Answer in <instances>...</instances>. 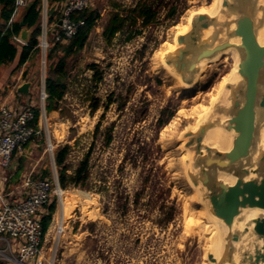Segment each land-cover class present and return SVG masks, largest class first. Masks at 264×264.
Listing matches in <instances>:
<instances>
[{
    "label": "rangeland",
    "instance_id": "obj_1",
    "mask_svg": "<svg viewBox=\"0 0 264 264\" xmlns=\"http://www.w3.org/2000/svg\"><path fill=\"white\" fill-rule=\"evenodd\" d=\"M211 2L95 0L92 9L100 14L98 26L71 64L67 92L59 103L62 111L39 117L29 142L33 146H28L30 160L12 178L17 184L25 169H34L37 177L57 181L47 145L53 146L54 155L67 144L66 164L73 171L93 143L87 186H68L60 189L64 191L61 196L51 199L55 203L51 220L54 224L62 221L64 232L52 241L50 228V241L43 248L56 252V264L211 263L207 251L213 228L187 177L182 134L195 125L219 92L234 60L231 54L219 56L205 64L183 89L159 76L164 52L174 35L191 13L206 9ZM138 3L151 7L153 22L143 26L131 18L106 43L102 32L109 18L126 16ZM45 58L37 50L23 66L24 80L34 84L31 97L35 106L42 103ZM90 64L99 68L102 80L97 84L92 82ZM30 74L31 81H27ZM94 100H98V109L91 112ZM165 109L172 117L158 128ZM107 130L112 140L105 145Z\"/></svg>",
    "mask_w": 264,
    "mask_h": 264
},
{
    "label": "water",
    "instance_id": "obj_2",
    "mask_svg": "<svg viewBox=\"0 0 264 264\" xmlns=\"http://www.w3.org/2000/svg\"><path fill=\"white\" fill-rule=\"evenodd\" d=\"M19 26L18 40L25 45L32 29L23 26V19ZM263 26L264 0H220L217 15L193 16L187 32L174 36L176 48L163 55L171 72L191 85L202 61L228 50L236 54L237 80L223 86L226 104L212 106L224 120H208L182 134L183 148L193 154L188 180L198 187L207 213L225 232L218 262L208 254L213 264H264V44L258 35ZM30 85L22 84L17 92L26 95ZM214 127L229 135L228 150L202 143Z\"/></svg>",
    "mask_w": 264,
    "mask_h": 264
},
{
    "label": "built area",
    "instance_id": "obj_3",
    "mask_svg": "<svg viewBox=\"0 0 264 264\" xmlns=\"http://www.w3.org/2000/svg\"><path fill=\"white\" fill-rule=\"evenodd\" d=\"M32 0H14L8 26L15 22L21 10ZM95 0H63L48 3L41 0L37 7L40 15V35L37 46L46 54L53 43L67 44L75 36L83 22H73L71 15L93 7ZM54 12L51 23L49 13ZM60 22V25L58 23ZM51 37V39H49ZM13 39L18 40L15 36ZM52 40V41H51ZM47 95L40 92L43 103ZM34 101L27 96L23 105L14 108L5 102L0 104V167L8 169L13 157L23 154L25 146L36 134L30 125L34 118ZM46 152L53 153V146L47 145ZM60 190L58 182L37 177L34 169L28 170L21 177V182L12 191L0 194V264H56V252L44 250L43 246L53 233L55 240L64 232L63 223H51L42 235L41 217L51 204L53 195Z\"/></svg>",
    "mask_w": 264,
    "mask_h": 264
},
{
    "label": "trees",
    "instance_id": "obj_4",
    "mask_svg": "<svg viewBox=\"0 0 264 264\" xmlns=\"http://www.w3.org/2000/svg\"><path fill=\"white\" fill-rule=\"evenodd\" d=\"M49 4L53 2H62L63 0H47ZM14 0H0V4L6 11V19L9 20L13 10ZM41 4V0H32V2L25 8L23 14V26L27 29H32V34L28 43L24 46L21 45V51L18 61V67L23 65L26 60L32 55L34 49L37 46V37L40 35V15L37 7ZM174 10L169 12L172 15ZM54 12L49 13L48 22L52 21ZM100 14L97 10L89 8L83 11L74 12L71 15L73 22H83V25L77 29L75 36H73L67 44L53 43L46 52V77L44 81V91L47 95L45 99V111L50 113L57 111L61 113L59 103L67 92V81L71 75L72 62L74 58L85 47L90 33L97 28V22ZM155 14L151 11V7L145 3H138L136 7L129 12L126 16L120 14H113L107 23L103 27L102 36L106 43L111 42L114 36L123 31L127 21L133 18L140 20L143 26H147L153 22ZM21 27L18 22H14L5 28L3 32H0V64L4 65L12 62L16 55V44L14 45L13 37L17 36ZM51 39V37L49 38ZM52 41V40H51ZM88 68L93 72L92 82L97 84L102 80L99 68L96 64H90ZM110 102V99H109ZM108 102V103H109ZM106 104L103 109H107ZM98 109V100H94L91 106V112H96ZM166 119H163L165 114ZM38 110L34 109V118L30 125L36 128L38 121ZM103 115L101 116V118ZM172 117L171 112L167 109L161 111L160 118L157 121V126H164L168 120ZM100 118V119H101ZM100 127V121L96 123L93 131V137L95 138ZM37 129V128H36ZM112 140L110 131L107 130L105 134V145L109 144ZM93 143L90 145L87 154L78 163L77 167L71 171L69 165L66 164L67 157L69 155L70 147L66 144L60 147L54 154V163L57 169V181L60 189L64 190L68 186L85 188L90 179V164L89 154L91 153ZM18 170V173L21 171ZM18 173L16 174L18 176ZM16 176V177H17ZM13 184V182H11ZM14 185V184H13ZM55 210V203L50 204L46 208L45 214L41 217V231L42 235L46 233V230L51 222V216Z\"/></svg>",
    "mask_w": 264,
    "mask_h": 264
},
{
    "label": "bare ground",
    "instance_id": "obj_5",
    "mask_svg": "<svg viewBox=\"0 0 264 264\" xmlns=\"http://www.w3.org/2000/svg\"><path fill=\"white\" fill-rule=\"evenodd\" d=\"M219 6H220V0H212L211 4L206 9L191 13L188 17L186 24L182 28V30L177 32L174 36L181 35V34H184L185 32H187L191 18L197 14H207L209 16L217 15L218 10H219ZM222 19H223L222 17H219V20H222ZM207 33H208V31H206L205 34H207ZM258 35H259V39H260L261 44H264V26L259 30ZM174 48H176V44L174 43V38H173L171 44L169 45V48L166 49L165 52L164 51L163 52L164 53L170 52ZM224 54H231V56L234 60V65L232 66V69L226 75V77L223 79L222 86H221L219 92L216 94V96L214 98H212L210 100L208 106L198 116L197 121L195 122V125L191 129H186L185 131L183 130L184 133L194 132L199 124L206 122L208 120H224L222 116L217 115L212 111V106L214 104H218L220 106L226 104V94L227 93L224 90L223 86H224V84L233 83L237 80L236 54L233 50H228V51H225L222 54L218 55L214 59L202 61L199 65V70H200L205 64L215 61L219 56L224 55ZM157 75H158V73H157ZM159 76L162 77L164 80H166L167 83H172V85L175 84L182 89L190 86L189 84L183 83L182 80L180 79V77L173 74L171 72L170 68L165 63H163V66L161 67V72H159ZM261 141L264 143V130L261 131ZM202 143L207 145V146H210L212 148H216L217 150L226 151V150H228V148L230 146V137L227 133L222 131L219 127H214V128H211V129L206 131V133L203 136ZM183 152H184L183 161L189 165V163L192 160L193 154L188 149H184ZM220 179L223 180L224 182H227V183L231 182V180L229 178H226V177H220ZM192 188L197 195L196 197H198V195L200 194L198 187H192ZM56 192L59 196H61L64 191L62 192L61 190H57ZM200 205L202 206L201 208H203L205 211L206 209L204 207V204L201 201H200ZM204 211H203V213L205 214ZM206 213H207V211H206ZM254 214H257V213L254 212V213L247 214L246 218H249V217L253 216ZM206 217H207L208 223L210 224V227L213 228V231L211 232V238L209 241L210 245L208 247L207 253L209 255H211L216 262H218V260L222 256V252H223L222 238H223L224 233H225L224 228L221 226V224L216 219H214L208 213H207ZM207 264H213V263H207ZM224 264H228V263H224Z\"/></svg>",
    "mask_w": 264,
    "mask_h": 264
},
{
    "label": "crops",
    "instance_id": "obj_6",
    "mask_svg": "<svg viewBox=\"0 0 264 264\" xmlns=\"http://www.w3.org/2000/svg\"><path fill=\"white\" fill-rule=\"evenodd\" d=\"M5 12L6 11H4L3 6L0 4V32H3L5 30V28L8 27V21L6 19V13ZM24 12H25V8L20 11L15 22L19 23L20 20L23 19ZM51 22H53V21H51ZM51 22H49V23H51ZM16 37L18 38V35ZM13 40H14V42H16V43H14V45L16 44L15 45L16 46V55H15L14 59L10 63L4 64V65L0 64V104L5 102L6 104H10L14 108H17V107L23 105V103L26 101V97L27 96L31 97L32 92L34 91V84L32 82H30L31 85H30L28 93L26 95H21L17 92L18 88L22 84L26 83V81L24 80V76H25L26 72H25V69L23 68V66L32 58V55H34L35 52L39 49L35 47L34 49H36V51H33L32 55L26 60V62L23 65H21L20 67H18V61H19V56H20V51H21L20 46L24 45V44L21 43L20 41L15 40V39H13ZM40 53H41V51H40ZM41 55L46 57V54L44 55L43 53H41ZM32 76H33V74H30L28 76L30 79H27V81H31ZM44 81H45V79H44ZM42 90H44V87L41 88V91ZM35 109L38 110V113H39L38 114V121H39V117H41L42 115H45V112H46L45 111V101L43 103H41L39 106H36ZM56 112L57 111H52L50 113L52 114V113H56ZM50 113H46V114H50ZM38 121H37V125H38ZM37 125H36V128H38ZM36 128H34L35 131H36ZM28 146H33V145L32 144L30 145L28 143L24 148L23 154L18 155L17 158L14 157L15 159H12L11 166L8 169H4V168L0 167V194H6V193L12 191L21 182V179H20L17 184L13 185L11 183L12 178L16 177L18 170H20V168H22V164L26 163L30 160V154L28 152ZM51 156H52L53 161H54L53 153L51 154ZM17 159L19 162L17 161ZM23 169H25V168H23ZM27 171L28 170L25 169V171L22 173V175ZM20 173H21V171L18 173V175H20ZM22 175H21V177H22Z\"/></svg>",
    "mask_w": 264,
    "mask_h": 264
}]
</instances>
